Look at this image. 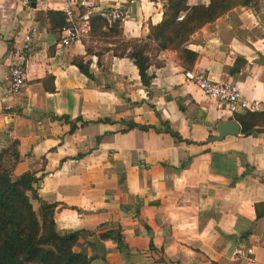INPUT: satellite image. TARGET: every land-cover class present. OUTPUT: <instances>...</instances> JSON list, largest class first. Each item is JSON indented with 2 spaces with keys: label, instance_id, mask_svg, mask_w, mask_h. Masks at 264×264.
Segmentation results:
<instances>
[{
  "label": "crops",
  "instance_id": "1",
  "mask_svg": "<svg viewBox=\"0 0 264 264\" xmlns=\"http://www.w3.org/2000/svg\"><path fill=\"white\" fill-rule=\"evenodd\" d=\"M165 1L76 0L75 12L120 6L121 37L141 42ZM65 2L0 0V88L12 45L35 29L24 88L0 92V150L15 143L18 155L11 174L34 176L56 230L77 232L72 250L89 264H264V126L209 141L217 122L234 119L184 80L202 70L264 102L262 7L236 6L192 33L189 69L173 50L146 53L143 86L113 43L90 35L57 43L47 12Z\"/></svg>",
  "mask_w": 264,
  "mask_h": 264
},
{
  "label": "trees",
  "instance_id": "2",
  "mask_svg": "<svg viewBox=\"0 0 264 264\" xmlns=\"http://www.w3.org/2000/svg\"><path fill=\"white\" fill-rule=\"evenodd\" d=\"M260 1L264 2L208 0L205 5H188L187 0H166L160 21L155 25H148V35L141 41V45H129L138 40L121 37L119 22L108 24L99 13L92 14L89 16V35L97 38L111 37L112 39L106 38L104 41L114 44L110 49L112 54L130 59L137 69L141 84L147 86L150 76L146 74L149 66L146 53L173 50L179 65L183 69H189L195 53L186 49L185 43L192 33L236 6L257 9L256 3ZM47 17L50 26L58 30L63 22L62 13L49 11ZM74 63L81 73L90 78L86 62L78 57L74 59ZM232 118L239 124V133L244 136L258 132L264 126L263 114L260 112L243 111L233 114ZM127 127L144 129V126L132 122L127 123ZM164 131L179 139L167 126ZM15 145L12 143L8 149L0 150V264H89L88 257L72 250L77 232L59 233L56 230L53 220L54 204L46 203L38 197L34 176L30 173L18 176L11 174V169L18 160ZM32 201L37 204L35 209ZM262 213L263 211L259 212L255 208V219Z\"/></svg>",
  "mask_w": 264,
  "mask_h": 264
},
{
  "label": "built area",
  "instance_id": "3",
  "mask_svg": "<svg viewBox=\"0 0 264 264\" xmlns=\"http://www.w3.org/2000/svg\"><path fill=\"white\" fill-rule=\"evenodd\" d=\"M75 6L76 0H67L61 10L63 22L57 30L59 34L57 43L60 46L68 47L89 35V13L75 12ZM99 15L111 24L121 21L125 17V11L122 7L115 6L99 11ZM34 33L33 26L26 27L20 41L13 44L8 53L1 83L3 88H0L3 96L18 94L25 86V69L31 54ZM184 80L192 82L205 98L215 101L230 117L243 111L264 114V102L246 99L235 83L213 80L202 70L186 71ZM246 251L249 253L251 248H247Z\"/></svg>",
  "mask_w": 264,
  "mask_h": 264
},
{
  "label": "water",
  "instance_id": "4",
  "mask_svg": "<svg viewBox=\"0 0 264 264\" xmlns=\"http://www.w3.org/2000/svg\"><path fill=\"white\" fill-rule=\"evenodd\" d=\"M215 134L211 135L209 141H219L227 135H237L239 133V124L234 120L219 121L214 126Z\"/></svg>",
  "mask_w": 264,
  "mask_h": 264
},
{
  "label": "rangeland",
  "instance_id": "5",
  "mask_svg": "<svg viewBox=\"0 0 264 264\" xmlns=\"http://www.w3.org/2000/svg\"><path fill=\"white\" fill-rule=\"evenodd\" d=\"M263 5H264V2L263 1H260V2H258V3H256V7H262V10H263ZM99 38H101L102 40H104V39H106V38H109V39H112L111 37H107V36H101V37H99ZM108 40V39H107ZM123 43H125V42H123ZM141 43L142 42H132V43H130L129 45H134V44H136V45H141ZM129 45H128V47H129ZM148 53H150V52H148ZM32 205H33V208L35 209L36 208V203L34 202V201H32ZM28 264H34V263H28Z\"/></svg>",
  "mask_w": 264,
  "mask_h": 264
}]
</instances>
